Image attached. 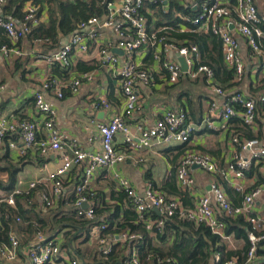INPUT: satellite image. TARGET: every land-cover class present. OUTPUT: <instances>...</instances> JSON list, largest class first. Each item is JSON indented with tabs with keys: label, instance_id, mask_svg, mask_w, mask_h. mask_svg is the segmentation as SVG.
I'll list each match as a JSON object with an SVG mask.
<instances>
[{
	"label": "built area",
	"instance_id": "2783aa9c",
	"mask_svg": "<svg viewBox=\"0 0 264 264\" xmlns=\"http://www.w3.org/2000/svg\"><path fill=\"white\" fill-rule=\"evenodd\" d=\"M171 2L172 0L102 1L101 5L106 9V14L102 18L91 17L78 23L64 46L51 53L36 54L37 59L47 65H57L67 71L73 54L87 53L92 44L96 45V48L102 36L101 31L112 30L118 37L115 48L122 50L126 58L122 61L106 43L100 45L99 62L119 80L124 97V108L121 114L111 116L107 123L96 125L101 138V151L95 153L83 150L67 134L58 131L55 126L56 112L39 92L34 95L35 110L42 116L39 121L7 119L0 112V142L14 136L16 141H8L7 146L14 149L18 157L27 153L38 156L58 153L61 160L59 167L44 179L29 183L26 190L22 188V181L18 180L14 190L3 202L13 207L14 196L27 193L36 186L44 184L49 186V190L41 195L43 209L54 208L63 192L65 174L73 167L83 166L82 180L75 190L74 206L77 216L92 220L94 209L89 203L95 192L88 190L87 187L99 168H112L134 153L151 147L155 142L164 145L191 142L197 130L188 122L183 111H166L153 127H137V133L132 132L126 123V119L131 118L142 108V99L136 86H152L155 80L149 69L144 68L141 63L134 62L133 57L136 55L149 56L153 62L158 63L171 85L178 83L184 75H188L191 79L200 74L206 76L207 85L213 87L217 96L224 98L222 104L216 99L210 102L208 113L202 121V126L208 130H217L213 121H229L231 118L240 120L246 128H252L256 120L257 103L263 108L264 116V15L258 13L255 0H186L180 4L183 9L176 12V17H178V32H208L219 39L225 64L233 71L232 84H239L242 81L246 69V62L234 35L240 36L245 41L250 53L258 61L256 64L260 77L256 100L247 98L240 91L228 93L229 91L221 87L213 86L210 81L213 78L212 71L206 66L196 64L197 47L178 46L166 37L167 31L174 30L172 27L161 26L157 29L148 27L149 18L156 15L155 9L159 8L163 13H167L171 10ZM4 4L5 0H0V9ZM36 12L37 7L31 1L27 2L24 7V21L32 24L40 22L41 17L36 18ZM0 30L11 41L22 39L28 32L26 27H19L14 20L6 19L1 12ZM13 51L8 50L6 46L0 48V52L6 55ZM14 52L20 55L19 51ZM170 53H176L185 59L188 66L187 73L181 70L177 62L168 57ZM93 79L94 74L86 72L69 80L68 83L56 78H48L41 83V87L44 90H51L58 99H62L64 90L76 94L81 84ZM95 108L108 109L109 105L101 98ZM119 134L122 135L125 153L119 152L115 147V139ZM230 144L233 152L226 169L221 171L209 155L199 151L185 152L175 168L176 181L180 190L191 194L195 192L194 178L191 174L194 167L209 174L219 172L223 180L235 192L241 194L242 202L239 206H233L229 202L223 188L217 183H211L207 193L200 195L194 207L188 209L178 198L161 194L150 187L144 197H138L127 180L119 179L120 186L125 190L128 206L137 213L140 221H146L147 212L155 208L160 211L159 218L154 219L156 221L147 228L151 238H155V230H161L164 226L163 218L176 216L178 219L192 221L197 226L205 225L213 234L228 240L229 238L224 235L225 222L216 217L215 209H218L224 218L242 217L250 225L247 235L250 248L244 264H254L253 260L257 258L259 245L264 242V218L254 213L253 209L257 199L264 195V185H255L248 189L246 172L254 168L264 177V143L257 138L248 139L240 133L231 131ZM132 158L135 163L143 162L141 157ZM212 200L215 202L214 206ZM83 204H88V207L83 209ZM16 221L19 222V219ZM141 238V235L128 232H108L106 226L101 224L91 228L85 246L87 251L93 250L97 259H101L104 263L118 248H121L123 259L117 260L114 264H142L138 247L133 245V241ZM62 243V232L45 234L36 231L29 241L22 245L18 234L11 230L7 243L0 242V263H17L25 260L28 264H82ZM212 258L217 262L219 254L213 252ZM146 260L148 264L151 261L156 264H176L170 257L154 259L149 255ZM224 264H235V261L230 260Z\"/></svg>",
	"mask_w": 264,
	"mask_h": 264
},
{
	"label": "crops",
	"instance_id": "0c3cea01",
	"mask_svg": "<svg viewBox=\"0 0 264 264\" xmlns=\"http://www.w3.org/2000/svg\"><path fill=\"white\" fill-rule=\"evenodd\" d=\"M185 1L176 0L177 7L173 5L172 0L170 5L171 10L167 13H163L161 9L156 8V15L151 17L148 27L157 29L163 25L154 26L159 21L156 17L158 12L164 15L171 14L174 20H178L176 12L182 11L183 7L180 4ZM255 2L256 7L259 9L258 13L264 15V0H255ZM4 5L0 9L2 14ZM40 22H47V13L45 11L41 15ZM16 23L19 27H22L19 22ZM172 28L177 30L176 27ZM101 32L102 36L97 43V47L95 48L96 45L92 44L87 53L73 54L70 68L67 71L62 70L57 65H47L38 60L36 54H47L56 51L68 42L70 35L61 38L58 46L48 50L46 53H42L44 49H41V43L39 42L31 44L25 37L18 41H11L9 39L11 46L7 47L8 50H17L20 52V55L15 54L14 51L8 52L7 55L0 52V112L2 115L7 119L15 118L19 120L31 119L39 121L42 116L36 112L34 107V95L36 92H39L56 112L55 126L58 131L67 134L80 148L87 152L95 153L101 151V138L96 125L99 123L105 124L111 116L121 114L124 108V97L117 77L99 62L100 45L108 43L111 46L112 52L122 61L126 58L122 50L115 48L118 37L113 31L103 29ZM234 36L240 45V52L246 62L245 74L242 81L239 85L236 84L237 86H233L234 84L232 85L231 82H229L231 86H227L226 83L219 81L215 77L214 72L213 78L210 81L213 86L221 87L229 91L228 93L240 91L247 98L256 100L259 93L258 79L260 77L256 64L258 61L250 53L245 41L238 35ZM170 41L175 43L173 40ZM116 51H121L122 54H117ZM143 56L136 55L133 57V60L135 63H141L144 68L149 69L153 73L155 80L152 86H136L142 99V108L140 111L134 113L131 118L126 119V123L132 132L137 133L136 128L140 126L146 128L153 127L155 122L166 111L185 112L188 122L197 131L189 144L172 143L164 145L155 142L151 147L134 153L131 157L112 168H99L90 180L87 189L96 193L98 203L104 210H110L111 214L116 210V207L120 210L118 215L120 223L123 222V213L125 211L130 210L137 215L128 206L125 190L119 183L120 178L128 181L131 189L138 197H144L150 187L161 194L178 198L182 205L188 209L194 207L200 195L207 193L211 183H217L223 188L229 202L233 206L241 205L242 199L231 196L228 193V189L233 191L234 189L223 180L219 172L209 174L202 169L194 167L191 174L194 178L195 192L190 194L189 192L180 190L176 181L175 168L185 152L199 151L212 157L220 171L225 170L233 152V147L230 144L231 131L240 133L248 139L257 138L264 143L263 108L259 103L256 104V120L252 128H246L240 120L231 118L229 121H213V125L217 130H208L202 126V121L208 113L209 104L212 99H216L218 103L222 104L224 98L217 96L213 91V87L207 85L206 76L200 74L197 84L192 83L191 85L183 82L179 87L172 88V85L167 82L166 74L162 71L159 64L153 62L149 56ZM168 57L177 62L175 53H170ZM196 57V60L199 62V55L197 54ZM84 67H89L91 70L85 71L83 70ZM86 72L94 74L93 81L81 84L76 94H71L67 90H64V97L62 99H58L51 90H44L41 87V83L48 78H56L68 83L69 80ZM189 79L191 80L190 77ZM101 98L106 100L109 105L108 109L95 108ZM6 140L3 143L0 142V156L7 154V157L10 159L17 158V152L7 146L8 141H16V138L11 136L6 138ZM115 147L119 152L125 153L122 135L120 134L115 139ZM27 155L28 164L22 166L16 179L17 181H22V188L24 190L27 189L29 183L44 179L61 164L58 153H49L45 156H38L34 153H27ZM132 157H141L143 162L135 163ZM82 172L83 166H76L65 174L63 192L58 200L59 203L67 205L70 203L69 199L73 198V196L76 197L75 190L76 186L81 183ZM257 182V177L252 175L247 178L246 187L250 189L251 187H255V185H264L257 184ZM38 187H41V192L36 197H38V201L41 204V195L46 190H49V186L40 184ZM92 201L89 203V206H92ZM211 203L214 206L215 202L213 200ZM253 211L264 218V195H261L257 199ZM215 212L218 219H224L220 210L215 209ZM148 214H146L148 215L146 221H140L137 215L139 223L146 222L144 225L146 229L160 215L153 210ZM228 238L225 242L229 247L233 249L238 247L239 243L234 241L233 237L229 236ZM91 251V249L88 250V252ZM260 258V255L259 257L257 255V258L253 260L254 264H258ZM232 260L235 261L236 258H232ZM8 264L28 263L22 260L17 263Z\"/></svg>",
	"mask_w": 264,
	"mask_h": 264
},
{
	"label": "trees",
	"instance_id": "16d2710c",
	"mask_svg": "<svg viewBox=\"0 0 264 264\" xmlns=\"http://www.w3.org/2000/svg\"><path fill=\"white\" fill-rule=\"evenodd\" d=\"M5 1L3 16L26 27L28 32L25 33L24 37L31 44L41 43V49H44L42 53H46L48 50L57 47L61 38L73 33L78 23L91 17L102 18L106 14V9L101 5V2L110 0ZM29 1L37 7L36 18L41 17L43 11L47 13V22L32 24V22L24 21V7ZM173 5L178 7L176 0H173ZM156 17L159 21L154 25L155 27L163 24L162 26L177 28L178 20H174L171 14L164 15L158 12ZM149 19L150 23L151 17ZM165 35L178 46H196L199 55V62L196 61V64L208 67L219 81L231 86L229 82L233 81V71L227 69L225 65L221 44L216 36L208 32L180 33L175 29L167 31ZM2 46L10 47L11 44L1 30L0 48ZM83 70L90 71L91 69L84 67ZM198 80V76L190 80L188 75H184L178 83L172 85V88L179 87L183 82L191 85L192 83L197 84ZM233 86L237 85L234 84ZM4 140L2 141L4 142ZM25 164H28V155L15 159H10L7 154L0 156V242L7 243L8 234L11 230L18 234L22 245L26 244L36 231H42L45 234H53L59 231L63 233L62 244L82 264H114L117 260L123 259V249L118 248L104 263L101 259H97L93 250L88 252L84 246L91 228L104 224L108 232H128L141 235L142 238L133 241V245L138 247L142 264H148L146 259L149 255H152L154 259L156 257L164 259L170 257L176 264H224L232 258H236L235 264H244L246 261L250 247L247 237L250 225L242 217L223 219L226 225L224 234L226 237H233V240L239 243L238 247L233 249L227 245L226 240L213 234L205 225L197 226L192 221L178 219L176 216L169 219L163 218L164 226L161 230H155L156 236L151 238L145 228L146 226H144L146 222L139 223L137 215L128 210L123 213V222L120 223L118 220L120 210L116 207V210L111 214L110 210L101 208L96 193L90 199V202L93 200L92 207L94 209L92 220L77 216L74 206L75 196L69 199L70 203L67 205L57 202L54 208L44 210L43 205L39 203L38 197H36L41 192V187L38 186L27 193L14 196L15 204L13 207L9 206L3 200L14 190L17 175ZM252 175L257 177V184H264L263 175L254 168L246 172V176L251 177ZM228 193L236 198H241V194L233 190L228 189ZM148 215H146V219ZM17 219L19 222L16 221ZM261 243L257 251L258 257L259 255L261 257L258 264H264V242ZM213 252L219 254L217 262L212 258ZM149 264L156 263L151 261Z\"/></svg>",
	"mask_w": 264,
	"mask_h": 264
},
{
	"label": "water",
	"instance_id": "95a60500",
	"mask_svg": "<svg viewBox=\"0 0 264 264\" xmlns=\"http://www.w3.org/2000/svg\"><path fill=\"white\" fill-rule=\"evenodd\" d=\"M117 54H122L121 51H116ZM175 57H176V60L181 68V70L184 72V73H187L188 72V66L186 64V61L183 57H181L180 55L176 54L175 53ZM88 207V204H83L82 205V208L83 209H86ZM154 212H156L158 215L160 214V211L158 209H153Z\"/></svg>",
	"mask_w": 264,
	"mask_h": 264
}]
</instances>
